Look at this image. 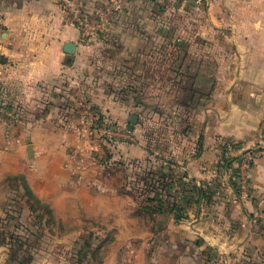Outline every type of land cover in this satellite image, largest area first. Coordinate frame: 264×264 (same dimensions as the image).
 <instances>
[{"label":"crops","instance_id":"obj_1","mask_svg":"<svg viewBox=\"0 0 264 264\" xmlns=\"http://www.w3.org/2000/svg\"><path fill=\"white\" fill-rule=\"evenodd\" d=\"M181 1L169 2L179 9ZM186 2L185 27L162 29L155 0H0V102L26 117L0 124L10 133L0 136V170L23 172L37 194H54L43 190L65 186L64 156L81 143L62 118L100 112L123 124L135 110L143 113L135 101L166 67L184 84L176 108L184 124L174 129L186 139L167 163L186 184L223 182L206 206L184 205L187 220L164 212L168 235L174 244L197 238L201 249L256 254L264 251V0ZM28 144L31 158L1 150ZM225 161L237 174L220 171Z\"/></svg>","mask_w":264,"mask_h":264},{"label":"rangeland","instance_id":"obj_2","mask_svg":"<svg viewBox=\"0 0 264 264\" xmlns=\"http://www.w3.org/2000/svg\"><path fill=\"white\" fill-rule=\"evenodd\" d=\"M169 1L174 0H155L161 28H184L189 5L182 0L179 9H172ZM171 72L161 68V82L149 83L148 94L135 101L146 109L135 110L123 124L100 112L62 118L81 143L64 156L70 170L65 186L43 190L54 194H37L23 172L4 175L6 170H0V264H264V251L228 254L215 245L201 249L197 238L174 244L168 235L164 212L175 222L187 220L185 204L206 206L223 188L220 181L186 184L175 179L167 163L174 144L186 142L174 129L184 124L182 109H176L184 99V84L172 81ZM11 108L8 101L0 102V124L6 127L26 118L22 108ZM0 136L9 139V130ZM1 150L16 156L22 151L24 158L34 155L30 144ZM230 163L219 164L220 171L237 174ZM124 169L129 178L122 180ZM229 174L224 175L231 180Z\"/></svg>","mask_w":264,"mask_h":264},{"label":"built area","instance_id":"obj_3","mask_svg":"<svg viewBox=\"0 0 264 264\" xmlns=\"http://www.w3.org/2000/svg\"><path fill=\"white\" fill-rule=\"evenodd\" d=\"M201 0H196V2H200ZM226 148H225V153H229L230 152V150H231V143H226ZM251 159H252V155L251 154H247V155H245L244 156V158H243V167H245L246 168V166H249L250 164H249V162H251ZM242 178V174H241V177H240V179Z\"/></svg>","mask_w":264,"mask_h":264},{"label":"water","instance_id":"obj_4","mask_svg":"<svg viewBox=\"0 0 264 264\" xmlns=\"http://www.w3.org/2000/svg\"><path fill=\"white\" fill-rule=\"evenodd\" d=\"M66 52H68V53H71L72 52V48L70 47V46H68V47H66ZM134 121V119H131V122H133ZM131 126L132 125H129V128H131Z\"/></svg>","mask_w":264,"mask_h":264},{"label":"trees","instance_id":"obj_5","mask_svg":"<svg viewBox=\"0 0 264 264\" xmlns=\"http://www.w3.org/2000/svg\"><path fill=\"white\" fill-rule=\"evenodd\" d=\"M159 203H160L159 207L161 208V206H162L163 203H161V202H159ZM175 205H178V204L176 203ZM178 206H179V205H178ZM162 209H165V207L162 206ZM181 209H182V208H181Z\"/></svg>","mask_w":264,"mask_h":264}]
</instances>
